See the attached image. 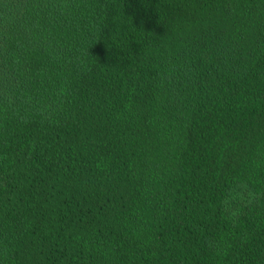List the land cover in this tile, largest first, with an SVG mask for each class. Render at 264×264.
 <instances>
[{
  "label": "trees",
  "instance_id": "obj_1",
  "mask_svg": "<svg viewBox=\"0 0 264 264\" xmlns=\"http://www.w3.org/2000/svg\"><path fill=\"white\" fill-rule=\"evenodd\" d=\"M0 264H264V0H0Z\"/></svg>",
  "mask_w": 264,
  "mask_h": 264
}]
</instances>
